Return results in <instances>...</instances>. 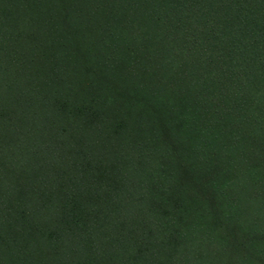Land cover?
Wrapping results in <instances>:
<instances>
[{"label":"trees","instance_id":"16d2710c","mask_svg":"<svg viewBox=\"0 0 264 264\" xmlns=\"http://www.w3.org/2000/svg\"><path fill=\"white\" fill-rule=\"evenodd\" d=\"M0 264H264V0H0Z\"/></svg>","mask_w":264,"mask_h":264}]
</instances>
